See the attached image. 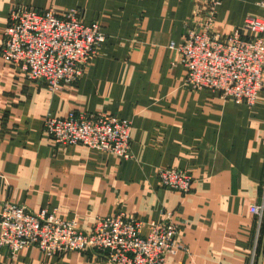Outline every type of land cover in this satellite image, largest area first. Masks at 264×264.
<instances>
[{
    "label": "crops",
    "instance_id": "obj_1",
    "mask_svg": "<svg viewBox=\"0 0 264 264\" xmlns=\"http://www.w3.org/2000/svg\"><path fill=\"white\" fill-rule=\"evenodd\" d=\"M195 0H0V49L12 7L81 12L106 35L80 80L53 92L0 55V200L57 209L91 230L96 216L123 211L142 221L172 212L179 223L166 264H251L264 197L263 88L254 105L195 90L177 47L192 25ZM264 0H223L214 30L227 37ZM172 44L174 45L172 47ZM106 111L132 122V158L84 145H58L43 130L47 114ZM160 168L187 169L188 194L163 187ZM259 256V255H258ZM256 256V264L258 260ZM0 264H111L92 251L49 256L36 247ZM264 264V259H263Z\"/></svg>",
    "mask_w": 264,
    "mask_h": 264
},
{
    "label": "built area",
    "instance_id": "obj_2",
    "mask_svg": "<svg viewBox=\"0 0 264 264\" xmlns=\"http://www.w3.org/2000/svg\"><path fill=\"white\" fill-rule=\"evenodd\" d=\"M222 1L195 0L192 25L177 47L180 63L186 69V83L193 89L218 92L225 100L251 106L263 88L264 18L245 19L243 27L249 36L243 34V28L221 36L214 25ZM105 40L101 23H84L78 9L60 14L19 4L10 10L0 55L28 79L59 92L80 80ZM43 130L58 145L80 144L124 159L133 156L132 122L106 111L72 110L61 117L47 114ZM158 177L161 186L180 194L193 190L194 178L187 169L160 168ZM250 211L258 221L251 263L255 264L264 222V197L260 204H252ZM178 230L172 212L150 221L123 211L96 216L91 230H83L77 218H63L57 209L35 211L0 200V246L12 259L25 248L36 247L49 256L92 251L111 264H166L171 254L187 250L174 242Z\"/></svg>",
    "mask_w": 264,
    "mask_h": 264
},
{
    "label": "water",
    "instance_id": "obj_3",
    "mask_svg": "<svg viewBox=\"0 0 264 264\" xmlns=\"http://www.w3.org/2000/svg\"><path fill=\"white\" fill-rule=\"evenodd\" d=\"M263 259H264V232H263L261 250L258 256L257 264H263Z\"/></svg>",
    "mask_w": 264,
    "mask_h": 264
},
{
    "label": "trees",
    "instance_id": "obj_4",
    "mask_svg": "<svg viewBox=\"0 0 264 264\" xmlns=\"http://www.w3.org/2000/svg\"><path fill=\"white\" fill-rule=\"evenodd\" d=\"M263 232H264V222H263V224L261 226V230H260V238H259V243H258V247H257V254H256V256L259 255L260 250H261ZM255 264H256V261H255Z\"/></svg>",
    "mask_w": 264,
    "mask_h": 264
}]
</instances>
